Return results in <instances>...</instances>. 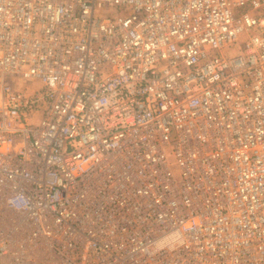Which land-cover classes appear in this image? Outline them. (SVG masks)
<instances>
[{"label": "built area", "instance_id": "1", "mask_svg": "<svg viewBox=\"0 0 264 264\" xmlns=\"http://www.w3.org/2000/svg\"><path fill=\"white\" fill-rule=\"evenodd\" d=\"M0 264H264V0H0Z\"/></svg>", "mask_w": 264, "mask_h": 264}, {"label": "rangeland", "instance_id": "2", "mask_svg": "<svg viewBox=\"0 0 264 264\" xmlns=\"http://www.w3.org/2000/svg\"><path fill=\"white\" fill-rule=\"evenodd\" d=\"M11 82H13L16 86L24 87V89L29 88L28 80H21L20 78H12Z\"/></svg>", "mask_w": 264, "mask_h": 264}]
</instances>
